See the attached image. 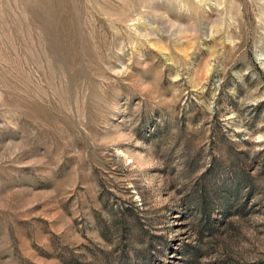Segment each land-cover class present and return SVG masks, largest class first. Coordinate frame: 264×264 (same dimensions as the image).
Returning a JSON list of instances; mask_svg holds the SVG:
<instances>
[{
  "label": "rangeland",
  "instance_id": "374dc122",
  "mask_svg": "<svg viewBox=\"0 0 264 264\" xmlns=\"http://www.w3.org/2000/svg\"><path fill=\"white\" fill-rule=\"evenodd\" d=\"M0 264H264V0H0Z\"/></svg>",
  "mask_w": 264,
  "mask_h": 264
}]
</instances>
